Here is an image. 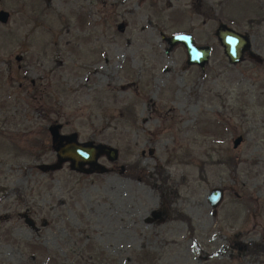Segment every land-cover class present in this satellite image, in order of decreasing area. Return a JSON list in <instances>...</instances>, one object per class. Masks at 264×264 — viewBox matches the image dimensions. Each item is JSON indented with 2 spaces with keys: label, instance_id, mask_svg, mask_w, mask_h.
<instances>
[{
  "label": "rangeland",
  "instance_id": "obj_1",
  "mask_svg": "<svg viewBox=\"0 0 264 264\" xmlns=\"http://www.w3.org/2000/svg\"><path fill=\"white\" fill-rule=\"evenodd\" d=\"M0 8V264H264V0ZM218 22L246 32L251 55L229 63ZM179 31L211 46L202 68L180 43L164 52L160 32ZM53 122L116 159L98 158L104 172L39 170L55 158ZM163 201L169 217L154 218Z\"/></svg>",
  "mask_w": 264,
  "mask_h": 264
},
{
  "label": "water",
  "instance_id": "obj_2",
  "mask_svg": "<svg viewBox=\"0 0 264 264\" xmlns=\"http://www.w3.org/2000/svg\"><path fill=\"white\" fill-rule=\"evenodd\" d=\"M7 17L8 11L0 8V22H5ZM213 33L229 63L241 60L245 53L251 55L250 38L246 32H240L224 22H218ZM160 35L167 44L164 52H167L174 44L180 43L184 48V62L186 64H196L202 68L210 52L211 46L209 44L195 43L189 32L179 31L169 35L160 32ZM59 128L60 124L58 122L47 125L50 148L53 150L55 158L51 162L37 163L35 166L39 170L57 169L62 163L66 162L70 170L78 173L104 172L106 167L98 161V158L103 156L108 161L116 159L117 149L114 146L104 142L78 140L74 131L62 133ZM240 138V135L235 136L232 140V146H235ZM221 197V187L215 186L208 190L207 199L212 213L215 212V207ZM24 221L30 223L27 217H24Z\"/></svg>",
  "mask_w": 264,
  "mask_h": 264
},
{
  "label": "flooded vegetation",
  "instance_id": "obj_3",
  "mask_svg": "<svg viewBox=\"0 0 264 264\" xmlns=\"http://www.w3.org/2000/svg\"><path fill=\"white\" fill-rule=\"evenodd\" d=\"M31 83L33 82L32 80L30 81ZM127 170L126 171H129L128 170V165H127ZM121 171H124V167L122 166L121 167ZM126 173V172H125ZM128 176H131V175H129V174H127ZM133 177V176H132ZM161 180L163 181L164 180V177H162L161 178ZM167 200V199H166ZM205 200H206V202H207V204H208V206H209V208H210V214L211 215H215V212H216V207H215V212L214 213H212L211 212V207H210V204H209V201H208V199H207V194H206V196H205ZM220 202V201H219ZM219 204V203H218ZM217 204V205H218ZM216 205V206H217ZM171 210H172V208L170 207V206H168L166 203H164V201L162 202V205H161V207H159V208H156V210L155 211H152L151 213H152V216L155 218V217H157L158 219L160 218V217H162V216H165V217H169L168 216V214H167V212H170L171 213ZM174 218H177V219H182V220H184L185 222H187L188 224H190V219H189V217L187 216V215H185L184 213H182V212H179V211H177L176 213H175V216H174ZM187 227H189V228H192L191 227V225H187ZM258 247H261L262 249H261V251L260 252H262L263 251V253H264V246H258ZM250 252H254V251H250ZM252 254V253H251ZM250 254V255H251ZM255 254H258V252L256 251V253ZM260 257V256H259ZM258 258V257H257ZM262 260H264V254H263V258L261 257V261ZM260 260L259 261H254L255 263H258V262H261Z\"/></svg>",
  "mask_w": 264,
  "mask_h": 264
},
{
  "label": "trees",
  "instance_id": "obj_4",
  "mask_svg": "<svg viewBox=\"0 0 264 264\" xmlns=\"http://www.w3.org/2000/svg\"><path fill=\"white\" fill-rule=\"evenodd\" d=\"M127 170V169H126ZM125 170V172H126V174H129V175H131V176H136V175H138L139 174V170H140V168L138 167V165L135 163V162H133V164L132 165H128V170L129 171H126ZM142 176V175H141ZM142 178H143V176H142Z\"/></svg>",
  "mask_w": 264,
  "mask_h": 264
}]
</instances>
